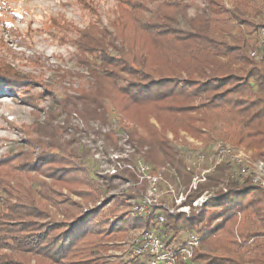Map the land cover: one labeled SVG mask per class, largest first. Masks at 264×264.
<instances>
[{
	"label": "trees",
	"instance_id": "1",
	"mask_svg": "<svg viewBox=\"0 0 264 264\" xmlns=\"http://www.w3.org/2000/svg\"><path fill=\"white\" fill-rule=\"evenodd\" d=\"M230 1L226 4L224 0H202L194 15L188 14L192 5L186 0L166 3L164 15H157L156 11L153 16V11L146 9L151 13L146 28L137 16L128 13L132 20L124 19L115 27L117 32L126 34L120 43L114 36L110 42L95 38V43L91 33L84 35L96 45L88 43V50L94 51V61L87 59L90 78L77 89L76 113L106 122L109 117L106 104L110 101L112 109L133 122L137 129L141 126L147 130L148 136L135 130L130 132V137H136L137 152L142 150L153 173L170 163L186 187L191 176L183 162L176 163L178 151L166 134L167 129L182 126L197 136L223 134L227 130L231 137L264 143V46L257 39L259 28L264 26V16L262 21L257 17L263 10L259 0ZM244 31L256 35L247 38ZM0 78L9 79V76L0 73ZM150 117L161 125V131L150 122ZM105 136V141L113 144L110 134ZM60 146L66 153L71 151L78 156L71 141L65 140ZM135 159L127 161L138 165L140 159ZM69 167L62 171L76 175L85 172L82 179L54 178L49 184L51 188L45 186L46 182L38 205H33L30 197L29 212L11 217L19 221L31 217L28 224L0 228V264H31L35 257L36 264H118L110 259L111 255L101 256V263L97 262V248H104L110 239L123 237L127 229L124 227L137 223L122 220L128 212L118 211L108 217L101 206L84 210L81 200L61 196L62 192L52 185L60 188L70 184L89 186V182L91 188L94 185L90 181L91 171L89 174L85 165L75 170ZM227 168L218 166L214 170L216 174L191 193L186 203L205 191L210 192L226 179L224 190L213 192L214 196L199 214L192 213L189 218L184 213H166L165 229L172 235L170 239L181 227L201 233L195 258L204 264H264V194L249 180L241 186L236 174ZM121 173L106 176L101 183L111 190L117 178L138 182L127 169ZM81 187L75 191L67 188L80 194L84 203L96 199L84 194ZM136 190L138 193L134 190L136 194H126V198L140 195L145 189L140 194L141 190ZM50 203L55 209L49 207ZM35 217L42 219L38 230L32 223ZM110 218L124 227L115 226ZM250 237L256 239L252 250L247 247ZM10 241L22 245L14 246Z\"/></svg>",
	"mask_w": 264,
	"mask_h": 264
},
{
	"label": "rangeland",
	"instance_id": "2",
	"mask_svg": "<svg viewBox=\"0 0 264 264\" xmlns=\"http://www.w3.org/2000/svg\"><path fill=\"white\" fill-rule=\"evenodd\" d=\"M179 1L183 2V0H0V73H7L9 76V79L0 78V228L8 226L19 228L18 226L28 224L31 217L27 219L25 217L23 221L12 220L11 217L17 213L29 212L30 197L33 205H38L40 192L46 182L48 184L45 186L49 188L54 178L61 179L66 176V179H82L85 172L76 175L62 171L68 170L69 166L70 170H75L85 165L89 174L91 171L90 181L94 184L93 188L89 181H87L89 186L85 184L86 186L80 187L84 194L94 196L96 199L84 203L80 194L74 192L80 188L75 184L67 186L74 191L55 185H52V188L60 190L61 196L70 195L75 200H81L84 210L101 206L102 212L108 217L114 216L118 211L127 212L128 198L125 195L138 193L136 189L141 190L140 194L146 189V183L140 177V165L127 160L134 157L136 161L145 159L142 150L137 152L136 137L135 139L130 137V132L136 130L139 134L148 136L147 130L141 126L137 129L133 122L112 109L110 101L106 104L109 115L106 122L80 116L76 113L74 104L80 84L90 78L86 67L87 59L94 61V51L88 50V43L95 46V38H104L110 42L112 36L120 43L126 34L117 32L115 27L124 19H127V22L132 20L127 17L128 13L137 16L140 24L146 28L150 25L148 21L151 16L146 9L153 11V16L156 15V11L157 15H164L166 3L173 4ZM224 1L226 4L231 2ZM186 2L192 5L188 10L190 15H194L196 7L203 4L202 0ZM257 2L261 4L263 10L257 19L262 21L264 0ZM236 28H233L234 34L237 32ZM107 32L109 34L105 36ZM87 33H91L95 43L90 37H84ZM244 35L247 38H254L256 33L251 35L244 31ZM149 120L158 130L161 129V125L153 117ZM107 133L112 137L113 144L105 141ZM166 134L177 148L176 163L183 162V165L193 154L192 151L208 152L219 140L244 150L254 160L264 159V143L255 142L257 139L252 138L231 137L227 130L223 134L214 132L197 136L179 126L175 130L167 129ZM65 140L75 145V153L78 156L71 151L66 153L62 149L60 144ZM116 156L120 163L115 166L118 173L127 169L134 174L138 182L117 178L114 180L115 188L108 190L101 182L104 177L113 175ZM211 165L209 161L201 163L193 174L201 175L208 169L206 177L215 175V169H209ZM222 165L229 166L227 171L237 173V167L232 163L223 162ZM149 169L153 172L152 166L149 165ZM166 174H169V171L166 170ZM193 174L190 175L191 178ZM207 180L208 178L201 184ZM224 180L217 187H212L209 194L214 195L215 191L225 188L223 185L228 181ZM239 184L241 185L240 182ZM182 185H186L183 180ZM240 185L238 186L241 187ZM187 200L188 198L183 204H188ZM53 206L49 204L52 209ZM36 212H39V209H36ZM191 213H194V210ZM34 220L32 223H35L38 230L42 219L35 217ZM122 220L126 223H137L129 228L146 225L142 218L129 215ZM240 221L241 216L238 215L237 222ZM126 234L127 230L124 231L123 237L110 239L104 248H97L95 260L101 263V256H109L111 250H117V242L124 239ZM177 235L179 239L185 238V232H179ZM10 243L14 246L22 245L21 242ZM255 246L256 239L248 238V249L252 250ZM35 258L31 264H36Z\"/></svg>",
	"mask_w": 264,
	"mask_h": 264
},
{
	"label": "built area",
	"instance_id": "3",
	"mask_svg": "<svg viewBox=\"0 0 264 264\" xmlns=\"http://www.w3.org/2000/svg\"><path fill=\"white\" fill-rule=\"evenodd\" d=\"M257 36L260 44L264 46V26L259 28ZM251 53L253 56L256 55L255 51ZM192 152L184 167L190 175L201 163L207 161L212 164L209 169L213 170L223 162H230L237 167L236 177L242 185L245 186V182L249 180L250 184L259 186L264 194V159L254 160L249 153L222 140L217 141L208 152L204 150ZM116 159L117 156L114 159L112 174L118 173L115 166L120 163ZM138 164L141 167L140 177L146 183V189L142 194L126 200L127 212L131 217L142 218L146 225L129 228L110 218L115 226L127 228L125 238L116 244L117 250L110 251L111 258L113 257L118 264H204L202 260L195 258L201 233L195 229L181 227L179 232H185V238L179 239L178 235H174L170 239L172 235L165 229L164 223L167 220L166 213H184L188 218L192 210L199 214L208 199L214 196L205 191L191 203L183 204L188 195L206 181L209 176L206 177L208 169L201 175L193 174L190 184L186 187L182 185L176 167L170 163H167L166 167L161 166L157 173L149 169L146 160H140ZM166 170L169 174H166Z\"/></svg>",
	"mask_w": 264,
	"mask_h": 264
}]
</instances>
